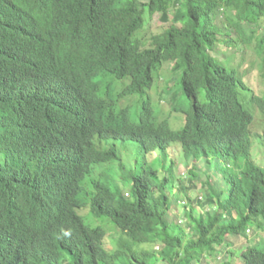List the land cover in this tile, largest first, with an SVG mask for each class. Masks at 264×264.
Here are the masks:
<instances>
[{
	"label": "trees",
	"instance_id": "16d2710c",
	"mask_svg": "<svg viewBox=\"0 0 264 264\" xmlns=\"http://www.w3.org/2000/svg\"><path fill=\"white\" fill-rule=\"evenodd\" d=\"M60 44H77L76 52L56 65L68 74L59 90L40 96L56 71L42 68ZM247 60L250 67L241 69ZM166 63L170 72L163 68ZM38 73L40 81H35ZM251 73L264 79V0H0V170L5 182L28 195L46 185L54 158L31 162V146L47 143L48 130L64 116L81 119L69 109L91 93L100 99L84 108L109 149L77 182L57 175L50 181L69 194L66 213L75 226L63 246L69 226L56 228L55 257L44 264H211L212 259L214 264H264V86L257 91L250 86ZM155 87L164 97L165 90L177 92L176 102L169 97V112L103 103L111 91L126 100ZM75 88L79 97L68 99ZM182 100L184 106L175 104ZM181 116V128L173 129L169 118ZM144 128L157 136L152 146L143 141L156 151L155 165L139 148L123 149ZM172 144L181 147L189 186L175 173L176 161L165 160ZM72 169L83 171L76 164ZM198 185L204 196L192 206L188 187ZM184 198L188 209L178 222L171 209ZM86 205L94 218L120 231L111 249L103 225L87 224L77 213ZM23 217L19 209L12 228ZM252 226L259 231L255 238L246 234ZM7 231H0V264H33L35 252L16 248L11 237L13 246H7ZM237 238L248 243L236 247ZM226 248L227 255L215 262Z\"/></svg>",
	"mask_w": 264,
	"mask_h": 264
},
{
	"label": "clouds",
	"instance_id": "9594fccd",
	"mask_svg": "<svg viewBox=\"0 0 264 264\" xmlns=\"http://www.w3.org/2000/svg\"><path fill=\"white\" fill-rule=\"evenodd\" d=\"M46 48L47 47H43V51H45ZM76 50L77 44H60L54 47L50 59L47 60V65L42 69L46 70L48 68H55L56 71L51 77V83L45 88L40 96L44 97L61 88L68 73L65 67H58L56 65L59 64L63 58L74 54ZM32 77L35 81H40L41 75L38 73ZM126 81L127 79L116 80L112 85L119 86ZM95 86H93V88ZM74 87V84H72L66 91L72 90ZM74 96L79 97L76 88L71 95H68V99ZM160 98L162 99L160 100ZM163 98L164 96L161 93L159 95V102L161 101L162 103L164 101ZM46 99L48 101L51 100L50 97H47ZM97 99L100 98L94 96L93 93H91V97L88 99L78 98L69 111H73L83 117L81 119L72 120L69 117L64 116L63 119L57 121L56 127H52L48 130L49 138L47 143L44 145L31 146V157L29 159L31 162H41L50 156H53L55 161L53 167L46 170V185L42 186L36 195H28L25 192H14L11 189V186L5 182L6 173L0 170V231L9 229V231L5 233L3 240L7 246L11 247L13 246V241H8V239L10 237L14 238L17 240L16 248L23 247L26 251L35 252L36 254L32 259L33 264H44L47 260L55 257L54 239L57 227L69 226L62 241L63 246L71 240V230L75 226V223L66 213L70 201L69 194L66 191L52 187L50 181L57 175L66 183L72 184L77 182L87 170L92 169L94 166L96 167V165L98 166V157L104 151L109 150L107 149L108 145H105L103 139L100 137L104 132L96 126L95 122L84 108V104L88 107L91 102ZM151 99V89L146 91L145 94H135L126 100L118 99L115 92L111 91L103 98V103L113 101L119 107L123 104L130 103L132 105L141 104L143 108H153ZM116 114L119 116L120 110H118ZM168 121L170 123V120ZM134 128L135 125L132 129L126 131L128 136H132ZM54 136H56V138H54ZM156 137L157 136L154 133L144 128L143 132L140 131L135 140H128L123 144V149L132 152L139 148V153L143 154L145 159L153 165L155 163L154 160L157 157L156 151L147 149L144 146L143 141L146 140V142L152 146L151 140ZM173 145L174 144L166 150L168 158H165V160H169V158L173 159L169 156V149L173 147ZM150 156L152 158H149ZM179 156L184 159L182 157V151ZM161 161L163 162V159H161ZM174 163L176 164V162ZM74 164L83 168V171L73 170L72 168ZM164 165L163 167L166 168L167 166L165 167ZM160 171H162V169H160ZM125 189L127 190V188ZM124 194L125 196H128L127 191H124ZM19 209L24 217L15 222V225L17 226L16 228H12V219ZM83 209H88L90 212V206L86 205L76 209L77 213L85 219V216L81 213V210ZM91 217L93 216L91 215ZM42 232L50 233L51 237L48 239L43 238L41 235Z\"/></svg>",
	"mask_w": 264,
	"mask_h": 264
},
{
	"label": "rangeland",
	"instance_id": "374dc122",
	"mask_svg": "<svg viewBox=\"0 0 264 264\" xmlns=\"http://www.w3.org/2000/svg\"><path fill=\"white\" fill-rule=\"evenodd\" d=\"M154 25H155V19L157 18V15L154 16ZM250 67V60H247L244 62L243 66L241 67V69L243 68H246L248 69ZM164 69L166 70H171L172 66L170 63H166L164 66H163ZM165 70V71H166ZM253 69L250 70V72H252ZM247 79L249 80V84L250 86L254 87V89L257 91V89L259 87H262L264 86V79L261 78V77H256L254 76L252 73L250 74V77H247ZM161 86V85H160ZM161 88H158L156 89V87L151 90V101H152V104H153V108L154 110H161V111H164V112H168L170 110V103H171V100H169V97L172 99V103L176 102L177 101V92L173 91V92H170V91H167L165 90L166 93H168V98L167 97H164L163 98V102L161 103V101L159 102V95L161 94ZM165 96V95H163ZM162 98H160L161 100ZM161 103V104H160ZM185 100H182L180 101L179 103H175V104H179L181 106H184L185 105ZM166 116V115H165ZM170 120V123L172 125L173 128H180L182 123H183V116H181L178 120H173L172 117L169 118ZM255 123L256 124H261V119L259 118H255ZM181 154V149L179 147L178 144H174L173 147H171L169 149V156L172 157L174 159V161H176V166H175V173L177 174V176H180L182 177V179L184 180L186 186H189L190 185V182L189 180L187 179V172H188V169H185L184 168V159H182L179 155ZM149 158H152L151 156ZM155 165V163L153 164ZM264 165V164H263ZM165 167L167 165H164ZM200 166V164L198 165ZM190 168V167H188ZM204 168L206 167H203L202 169L204 170ZM182 180V181H183ZM116 187L120 190V191H127L123 186H121L119 183L116 184ZM188 195L189 197L192 199V202H191V205L192 206H198V202L196 201L197 198H200L202 196H204V194L202 193V191L199 189V185L198 186H195V187H188ZM181 203H179L178 205L175 204V206H172V209H171V218H175V220H177L178 222L180 221H183L184 219V212L188 209V207L186 208V204H189V201H187L186 198L184 199H181ZM198 210V209H197ZM199 211V210H198ZM81 213L85 216V221L90 224V225H98V224H102L107 232V237L105 239V245L108 249H111L113 247V239H115L114 237H117L120 233V231L118 229H116L112 223L110 224V222H102L101 220L99 219H96L94 217H91V214L89 212L88 209H83L81 210ZM104 223V224H103ZM253 228H250V231H248L246 234L247 236L251 237V238H255V236H257V233L259 231H257L255 229L254 226H252ZM261 236L264 237V231H262L260 233ZM248 237V238H249ZM228 242H231L233 241V239H228L227 240ZM255 240L253 239L252 242H254ZM247 238H237L235 240V243L234 245L236 247H243V246H246L247 244ZM255 243V242H254ZM143 248H153L151 246H146L144 245ZM154 249L155 250H158L159 248L157 246H154ZM227 248L225 249V251L219 255H216V259H215V262L217 261L218 257H225L227 255ZM211 264H214V261L212 259L211 261Z\"/></svg>",
	"mask_w": 264,
	"mask_h": 264
},
{
	"label": "bare ground",
	"instance_id": "6f19581e",
	"mask_svg": "<svg viewBox=\"0 0 264 264\" xmlns=\"http://www.w3.org/2000/svg\"><path fill=\"white\" fill-rule=\"evenodd\" d=\"M42 135V134H41Z\"/></svg>",
	"mask_w": 264,
	"mask_h": 264
}]
</instances>
